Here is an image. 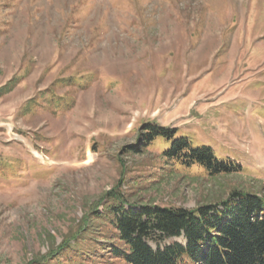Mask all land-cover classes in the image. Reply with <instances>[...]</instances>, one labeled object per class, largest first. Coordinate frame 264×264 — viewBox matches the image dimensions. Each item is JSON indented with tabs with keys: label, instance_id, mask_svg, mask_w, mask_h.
Returning a JSON list of instances; mask_svg holds the SVG:
<instances>
[{
	"label": "rangeland",
	"instance_id": "obj_1",
	"mask_svg": "<svg viewBox=\"0 0 264 264\" xmlns=\"http://www.w3.org/2000/svg\"><path fill=\"white\" fill-rule=\"evenodd\" d=\"M146 125L241 169L166 160ZM235 191L264 195V0H0V264H125L110 194Z\"/></svg>",
	"mask_w": 264,
	"mask_h": 264
},
{
	"label": "trees",
	"instance_id": "obj_2",
	"mask_svg": "<svg viewBox=\"0 0 264 264\" xmlns=\"http://www.w3.org/2000/svg\"><path fill=\"white\" fill-rule=\"evenodd\" d=\"M144 129L142 146L159 140L166 160L184 167L198 165L212 177L241 169L218 158L210 146L194 145L173 129ZM109 196L113 203L107 216L120 244L109 246L108 252L125 264H264V195L235 191L226 200L196 209L147 204L127 209L119 196ZM177 238L183 242L173 240ZM66 249L61 246L58 251Z\"/></svg>",
	"mask_w": 264,
	"mask_h": 264
}]
</instances>
